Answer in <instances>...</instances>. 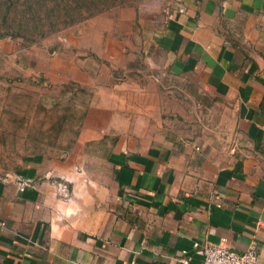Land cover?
Segmentation results:
<instances>
[{
    "label": "crops",
    "instance_id": "obj_1",
    "mask_svg": "<svg viewBox=\"0 0 264 264\" xmlns=\"http://www.w3.org/2000/svg\"><path fill=\"white\" fill-rule=\"evenodd\" d=\"M132 31L0 29V264H200L208 243L264 264V0H172Z\"/></svg>",
    "mask_w": 264,
    "mask_h": 264
},
{
    "label": "rangeland",
    "instance_id": "obj_2",
    "mask_svg": "<svg viewBox=\"0 0 264 264\" xmlns=\"http://www.w3.org/2000/svg\"><path fill=\"white\" fill-rule=\"evenodd\" d=\"M52 1L55 0H49V4L54 3ZM71 1L76 0H62V2ZM171 1L103 0V4L100 6H91L89 8L82 6L83 14L81 15L85 16L78 18L81 16L78 15L74 19L68 20L71 22L64 23V20H62L63 14L57 9L56 14H52L50 19L44 14L45 3L39 5L35 0H0V29L4 33L17 35L26 42L45 39L64 42L65 38H69V36L74 39L83 38L85 31H90L91 33L99 31V33L104 35L105 39H109V36L115 33H120L122 37H128L129 32L132 33V30H134L136 39H141L143 36L148 35L168 15ZM94 9L101 10L91 13ZM131 27L132 30L130 29ZM17 102L31 106L33 103L38 102L43 105V103H48L49 100L43 93L36 96L32 92L25 91L22 95L12 99V103L16 104ZM21 112H12V114L17 115L18 113L25 121L32 119V113L28 112V110ZM62 115L59 110L56 113L52 111L51 114L41 111L42 117L40 120L44 121V123L49 120L53 121V119L61 120Z\"/></svg>",
    "mask_w": 264,
    "mask_h": 264
},
{
    "label": "built area",
    "instance_id": "obj_3",
    "mask_svg": "<svg viewBox=\"0 0 264 264\" xmlns=\"http://www.w3.org/2000/svg\"><path fill=\"white\" fill-rule=\"evenodd\" d=\"M13 175L6 174L3 178L9 180ZM14 177V176H13ZM20 187H34L39 180L15 176ZM61 195L67 199L70 197L69 187L66 182H58ZM184 264H190L184 259ZM200 264H262L259 258V251L255 245H250L244 251H236L219 243H208L203 248V259Z\"/></svg>",
    "mask_w": 264,
    "mask_h": 264
},
{
    "label": "trees",
    "instance_id": "obj_4",
    "mask_svg": "<svg viewBox=\"0 0 264 264\" xmlns=\"http://www.w3.org/2000/svg\"><path fill=\"white\" fill-rule=\"evenodd\" d=\"M45 1L46 0H35V2H37L39 5L41 3H45ZM48 1L45 3L46 8H45L44 14H46V16L50 19V18H52V14L53 15L56 14V9H57V10L61 11V13L63 14L62 20H64L63 21L64 23L65 22L69 23L71 21H68V20H72L75 17H77L78 15L83 14L82 6H84L85 8H87V7L89 8L91 6L94 7V6H100L101 4H103L102 3L103 0H81V1L76 0V1H71V2H62V0H55V1H52L54 3H51V4H49ZM29 6H31V5H29ZM102 8H104V7H102ZM101 9H94L91 11V13L97 12L98 10H101ZM65 16H66V18H65ZM82 16H85V15H81L78 18H80Z\"/></svg>",
    "mask_w": 264,
    "mask_h": 264
}]
</instances>
